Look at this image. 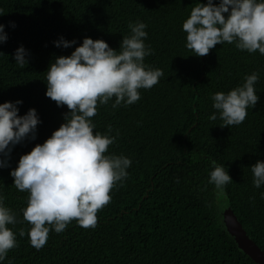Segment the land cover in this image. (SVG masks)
I'll use <instances>...</instances> for the list:
<instances>
[{"label":"trees","instance_id":"obj_1","mask_svg":"<svg viewBox=\"0 0 264 264\" xmlns=\"http://www.w3.org/2000/svg\"><path fill=\"white\" fill-rule=\"evenodd\" d=\"M201 2L207 0H0V24L8 37L0 44V103L20 100L19 115L35 108L40 119L36 138L29 135L12 146L8 166L0 168V191L18 221L9 225L18 246L0 264H257L227 232L219 204L230 202L264 250V185L254 186L250 168L264 161V55L228 43L203 57L188 50L183 22ZM137 21L147 25L145 43L153 49L144 62L164 75L140 90L138 102L113 109V98L92 118L94 132L104 133L109 125L112 135L119 132L107 154L128 157L129 175L98 212L96 227L85 229L73 220L63 232L51 230L37 250L23 219L28 193L15 188L10 173L22 155L65 122L67 106L46 96V71L85 37L118 50L130 34L129 23ZM61 37L76 43L57 47ZM20 46L28 53L24 68L15 64ZM253 72L259 74L255 108L242 124L221 127L212 95L241 86ZM213 160L233 180L220 197L208 183Z\"/></svg>","mask_w":264,"mask_h":264},{"label":"clouds","instance_id":"obj_2","mask_svg":"<svg viewBox=\"0 0 264 264\" xmlns=\"http://www.w3.org/2000/svg\"><path fill=\"white\" fill-rule=\"evenodd\" d=\"M4 27L0 24V44L8 38ZM128 27L130 34L123 36L118 50L103 39L85 37L71 55L57 57L46 71V96L58 106H67L65 122L44 143L22 155L10 173L15 188L28 193L23 219L31 225L27 235L37 250L46 244L51 230L63 232L73 220L85 229L96 227L98 212L111 202L112 190L123 186L121 182L129 175L127 169L132 161L128 157L107 154L119 132L112 135V125L104 133L94 132L96 125L92 120L98 107L113 98V109L138 102L140 90L151 89L164 75L162 69L144 62L145 57L153 54L151 46L145 43L147 25L137 21L130 22ZM182 27L186 47L196 56H206L224 43L264 55V0L197 3ZM75 43L63 37L55 42L57 47L64 48ZM27 55V50L20 46L15 52V64L20 68L27 66ZM258 79L259 74L253 72L245 76L241 86L212 95L221 127L238 126L245 121L248 109H254L260 99L255 90ZM21 103H0V168L8 166L5 157H10L12 146L29 135L36 138L40 123L37 111L32 108L19 115L17 105ZM210 119L215 121L217 115L214 113ZM211 163L208 183L215 186L220 197L233 180L224 166L215 160ZM250 168L254 186L264 185V161H257ZM6 199L0 191V261L18 246L17 234L9 227L18 223L17 217L6 206ZM19 236H25L23 228Z\"/></svg>","mask_w":264,"mask_h":264},{"label":"water","instance_id":"obj_3","mask_svg":"<svg viewBox=\"0 0 264 264\" xmlns=\"http://www.w3.org/2000/svg\"><path fill=\"white\" fill-rule=\"evenodd\" d=\"M219 209L223 215L225 228L233 236L237 246L257 264H264V250L250 238L248 231L243 226L230 202L222 200Z\"/></svg>","mask_w":264,"mask_h":264}]
</instances>
